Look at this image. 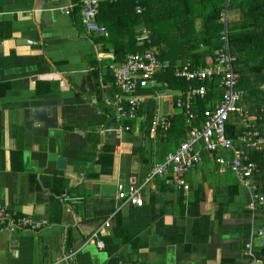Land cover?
Wrapping results in <instances>:
<instances>
[{
  "label": "crops",
  "instance_id": "1",
  "mask_svg": "<svg viewBox=\"0 0 264 264\" xmlns=\"http://www.w3.org/2000/svg\"><path fill=\"white\" fill-rule=\"evenodd\" d=\"M67 3L0 0V205L49 223L0 232V264H249L244 245L259 252L253 232L264 213L251 216L247 191L205 153L185 173L187 189L157 178L142 191L143 207L116 200V183L144 180L169 142L146 138L141 119L129 131L113 121L104 103L118 92L107 69L113 49L93 42L80 15L59 11ZM159 106L172 112L170 101ZM106 148L109 174L99 165ZM108 220L98 249L90 235Z\"/></svg>",
  "mask_w": 264,
  "mask_h": 264
},
{
  "label": "built area",
  "instance_id": "2",
  "mask_svg": "<svg viewBox=\"0 0 264 264\" xmlns=\"http://www.w3.org/2000/svg\"><path fill=\"white\" fill-rule=\"evenodd\" d=\"M104 2L115 3L117 0L80 1L81 22L88 35L104 38L109 35L107 28L97 22L100 5ZM135 4V12L141 15L144 8L137 1ZM75 6L72 0H68L67 5L59 8V11L68 15L72 13ZM222 21L225 26V13L222 16ZM223 34L225 36L226 32ZM224 38L226 40V37ZM136 41L143 46L142 51L128 54L121 63L110 62L108 65L118 92L112 99L105 98L104 103L112 112L115 123H128L139 119L137 112L147 97L139 94L138 90L155 86V75L164 72L168 67L167 63L158 59V51L152 46L150 32L144 25L139 27ZM100 56L105 57L102 54ZM232 62L233 58L225 46V50L217 51L213 63L198 69L192 68L189 64L175 69V77L187 82H208L212 78H219V87L223 90L222 97L215 106L203 110L200 123H196L195 113L192 109L193 100L196 97L202 99L206 95L205 86L189 88L180 92H155L153 99L157 109L149 129L150 138L155 139L159 131L165 132L170 129L171 118L175 115V111L185 117V123L189 130L185 140L180 142L173 152L167 153L162 161L153 164L150 173L144 180L132 175L126 181L116 183L115 198L119 203L135 208L143 207L145 199L142 191L157 178L169 179L177 187L187 189L183 180L185 173L199 165L202 162L203 153H206L217 173L231 172L237 183L247 191L249 195L247 208L252 217H255L260 209H263L264 196L257 192V187L252 181L258 169L246 153L248 149L264 152V133L254 128L251 122L253 117L241 104L244 93L241 90H236L238 80L232 70ZM261 88L264 89V83ZM162 100L170 101L171 113L160 114L159 104ZM231 115L236 117L242 127V131L235 140L229 138L225 132L227 121ZM140 119L144 120V115ZM130 129V125L125 123L124 130L129 131ZM219 152H231V155L224 158L218 155ZM109 220L103 224L100 230L98 229L90 235L89 241L93 242L98 249L103 248V242L98 239V235L109 226ZM47 226L49 223L46 220L17 216L6 206L0 205V232L14 233L18 230L37 232ZM253 236L258 238V249L264 248V227L255 229ZM244 252L249 264H261L251 240L245 243ZM72 256L73 254L70 255V257Z\"/></svg>",
  "mask_w": 264,
  "mask_h": 264
},
{
  "label": "trees",
  "instance_id": "3",
  "mask_svg": "<svg viewBox=\"0 0 264 264\" xmlns=\"http://www.w3.org/2000/svg\"><path fill=\"white\" fill-rule=\"evenodd\" d=\"M80 1L72 0L76 6L71 14L75 19L80 18ZM136 1L144 8L141 15L135 12ZM224 13L225 26L222 21ZM97 22L107 28L109 35L107 38L91 35L92 40L103 44L104 53L108 52L111 45L112 62L121 63L128 54L143 50V47L137 45L136 37L139 27L144 25L150 32L152 46L158 51V59L168 65L164 72L155 75V86L138 90L139 94L147 97L137 112L139 119L144 115L143 129L146 138L155 116L156 103L153 96L156 91L180 92L205 86L206 95L202 99L196 97L193 100L196 123L202 121L203 110L220 101L223 90L219 87L218 77L208 82H187L176 78L174 71L185 64L198 69L213 63L217 51L225 50V46L233 58L232 70L238 80L236 90L244 93L242 104H247L249 114L254 112L256 117L262 116L263 121L254 124V128L264 133V89L261 88L264 83V0H117L115 3L104 2L100 5ZM110 62L109 60V64ZM92 76L94 77V73ZM90 85L96 90V85ZM252 106L257 110L253 111ZM171 119L170 129L166 133L159 131L157 136H166L167 142L174 143L175 149L185 140L189 128L181 114ZM132 122L134 121L123 124L131 126ZM241 131L240 122L231 115L226 124V135L235 140ZM110 151L111 148H108L99 157L101 172L104 174L111 172ZM222 153L224 152H219L218 155L221 156ZM226 153L231 155V152ZM106 154H109V161ZM246 154L258 169V173L252 178L253 184L256 185L257 192L264 195V152L248 149ZM256 183L260 184L259 190ZM262 208L258 213H264V207ZM262 254L264 248L257 252L260 262Z\"/></svg>",
  "mask_w": 264,
  "mask_h": 264
},
{
  "label": "water",
  "instance_id": "4",
  "mask_svg": "<svg viewBox=\"0 0 264 264\" xmlns=\"http://www.w3.org/2000/svg\"><path fill=\"white\" fill-rule=\"evenodd\" d=\"M64 166H65V161L64 159H58L57 162H56V167L57 169H64Z\"/></svg>",
  "mask_w": 264,
  "mask_h": 264
},
{
  "label": "rangeland",
  "instance_id": "5",
  "mask_svg": "<svg viewBox=\"0 0 264 264\" xmlns=\"http://www.w3.org/2000/svg\"><path fill=\"white\" fill-rule=\"evenodd\" d=\"M137 45H138V46H141L138 42H137ZM141 47H143V46H141ZM167 148H168L169 151L172 152V151L174 150V143L169 142V143L167 144Z\"/></svg>",
  "mask_w": 264,
  "mask_h": 264
}]
</instances>
